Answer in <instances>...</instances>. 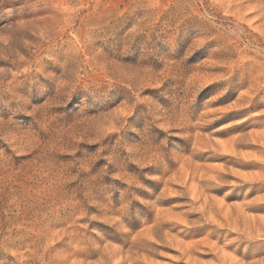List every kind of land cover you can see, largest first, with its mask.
Returning a JSON list of instances; mask_svg holds the SVG:
<instances>
[{
	"label": "rangeland",
	"instance_id": "1",
	"mask_svg": "<svg viewBox=\"0 0 264 264\" xmlns=\"http://www.w3.org/2000/svg\"><path fill=\"white\" fill-rule=\"evenodd\" d=\"M0 264H264V0H0Z\"/></svg>",
	"mask_w": 264,
	"mask_h": 264
}]
</instances>
